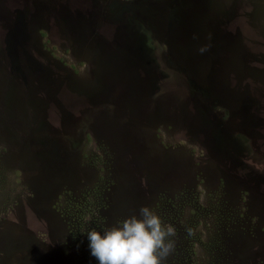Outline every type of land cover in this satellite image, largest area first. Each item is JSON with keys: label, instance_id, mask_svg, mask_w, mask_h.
Returning <instances> with one entry per match:
<instances>
[{"label": "rangeland", "instance_id": "rangeland-1", "mask_svg": "<svg viewBox=\"0 0 264 264\" xmlns=\"http://www.w3.org/2000/svg\"><path fill=\"white\" fill-rule=\"evenodd\" d=\"M142 205L163 264H264V0H0V264Z\"/></svg>", "mask_w": 264, "mask_h": 264}, {"label": "clouds", "instance_id": "clouds-1", "mask_svg": "<svg viewBox=\"0 0 264 264\" xmlns=\"http://www.w3.org/2000/svg\"><path fill=\"white\" fill-rule=\"evenodd\" d=\"M174 228L148 206L108 225L86 232L89 255L97 264H163L174 248Z\"/></svg>", "mask_w": 264, "mask_h": 264}]
</instances>
